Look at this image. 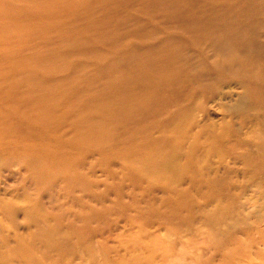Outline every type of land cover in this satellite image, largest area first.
<instances>
[{"label": "rangeland", "instance_id": "1", "mask_svg": "<svg viewBox=\"0 0 264 264\" xmlns=\"http://www.w3.org/2000/svg\"><path fill=\"white\" fill-rule=\"evenodd\" d=\"M263 75L264 0H0V264H264Z\"/></svg>", "mask_w": 264, "mask_h": 264}, {"label": "bare ground", "instance_id": "2", "mask_svg": "<svg viewBox=\"0 0 264 264\" xmlns=\"http://www.w3.org/2000/svg\"><path fill=\"white\" fill-rule=\"evenodd\" d=\"M260 80H261V84L257 85L256 87L252 86V82H245V86H244L245 88L243 90V93L241 94L242 97L238 96L240 98H238L235 102L229 104V106H235V108H233V107L230 108L229 113H228L229 115H230V113H233V114H235V117H236L238 114H242V115L246 114V115H244L245 116L244 120H246V122H249V123L257 122V121H259V119L261 117L264 118V108L261 107L260 102H258V104L256 102V99L258 100V98H260L259 92L262 90L264 91V75L261 76ZM253 89L255 91L257 89H259V90L256 91V93H253ZM219 95L220 94H218V96ZM219 99H221V98L219 97ZM244 104H245V106H244ZM236 105L240 106L239 109H236ZM240 112H242V113H240ZM225 126H226V130L224 132H222L221 134L215 133V135L212 136V140H215L216 138H219L220 136H223L226 133L227 134L232 133V125L230 123H228V124H225ZM207 133L208 132H206V136H207ZM200 134H203V133L200 132ZM200 134H199V136H200ZM253 137L256 141H260L262 139L261 137H263V136L260 133L259 135L254 134ZM255 144L257 147V150L255 152L237 154V156H239V158L242 159V161L245 162V164L247 166L254 168L253 170H251L253 172L256 170L261 171V169H263V167H264V143L256 142ZM192 151H193V148L190 152H192ZM184 167L186 169L189 168L187 163H186L181 168L180 171H184Z\"/></svg>", "mask_w": 264, "mask_h": 264}]
</instances>
